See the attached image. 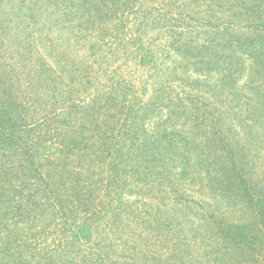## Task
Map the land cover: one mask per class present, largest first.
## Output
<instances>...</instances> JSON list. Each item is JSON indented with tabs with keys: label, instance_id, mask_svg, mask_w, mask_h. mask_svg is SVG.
Wrapping results in <instances>:
<instances>
[{
	"label": "trees",
	"instance_id": "obj_1",
	"mask_svg": "<svg viewBox=\"0 0 264 264\" xmlns=\"http://www.w3.org/2000/svg\"><path fill=\"white\" fill-rule=\"evenodd\" d=\"M0 264H264V0H0Z\"/></svg>",
	"mask_w": 264,
	"mask_h": 264
},
{
	"label": "rangeland",
	"instance_id": "obj_2",
	"mask_svg": "<svg viewBox=\"0 0 264 264\" xmlns=\"http://www.w3.org/2000/svg\"><path fill=\"white\" fill-rule=\"evenodd\" d=\"M129 65H131V64H129Z\"/></svg>",
	"mask_w": 264,
	"mask_h": 264
}]
</instances>
